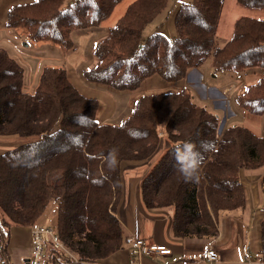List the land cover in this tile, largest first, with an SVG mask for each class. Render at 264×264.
<instances>
[{"label":"trees","instance_id":"1","mask_svg":"<svg viewBox=\"0 0 264 264\" xmlns=\"http://www.w3.org/2000/svg\"><path fill=\"white\" fill-rule=\"evenodd\" d=\"M122 1H25L8 7L5 25L28 43L65 51L72 46L70 29L97 24ZM167 1L129 0L111 34L96 45L97 63L85 75L118 90H135L154 74L174 83L212 52L214 73L262 70L234 101L249 114L264 115V20L237 19L230 39L211 51L224 0H188L172 18L173 37L157 32L142 42ZM237 1L264 8V0ZM23 83V67L0 48V137L21 140L0 154V245L7 264L9 228L32 227L51 200L55 231L76 264H99L123 249L116 216L121 163L149 159L162 137L169 147L142 179L140 194L146 209L171 207L179 239H215L220 215L245 207L240 172L264 168V137L232 124L218 136V117L187 89L144 95L127 119L109 125L97 121L96 101L71 84L65 64L45 66L32 92ZM262 186L264 191V175ZM259 254L264 261V219ZM62 259L47 248L46 264Z\"/></svg>","mask_w":264,"mask_h":264},{"label":"crops","instance_id":"2","mask_svg":"<svg viewBox=\"0 0 264 264\" xmlns=\"http://www.w3.org/2000/svg\"><path fill=\"white\" fill-rule=\"evenodd\" d=\"M21 1L22 0H0V48L4 49L9 56L14 58L23 67L24 69L23 89L27 92H32L34 90V87L38 81L42 69L47 65L59 66L61 65V63L64 62V64L67 66V61L69 62V60H75V61H79L75 63V67L77 68L81 67L83 63L86 62L87 60L86 57H80V56L71 57L73 51L76 48V46L73 43L71 33H75L77 37L76 44L84 43L86 48H88V46L96 47L98 42L102 41L103 39H105L110 35V32L106 29V26L101 23L107 17L112 15V12L121 3V2L118 3L113 9V11L110 13V15H108L106 18L100 21L101 23L98 22L97 24L90 25L87 27H74L70 29L69 38L71 40L72 46L71 48L63 51L52 45L45 43H34V44L27 43L25 44V46L28 49L25 50V48H22L21 50V46L19 49H16L10 41L7 42V39H5V37L1 38L2 34H4L5 36L6 35L13 36V38L17 40L19 45L21 41H24L23 36L20 35L19 32L6 27L5 25V16L8 7ZM117 17L118 16H114L115 21L118 19ZM162 20L163 19H161V23ZM171 25L172 28L170 34L171 32H173L174 34L172 22ZM112 28L113 25L111 26V30ZM89 32H92L93 34ZM66 57H67V61L66 59L65 61H63V59ZM96 63H97V58L94 55V58H91L90 60L89 66L93 65L94 67ZM86 71H87L86 69L82 71L83 77ZM211 71H212V66L210 61V63L207 64L206 66L202 64L200 67L190 69L187 72L185 78L181 81L174 82L175 84L168 83L162 80L159 77V75L154 74L146 78L140 84V86L135 90H140L141 96L139 98H141L144 95L152 94V93H145L144 90L158 89V88L159 90H161L165 86H168L169 87L168 92L159 91V93H170V92H182L185 89H187L191 92L192 100L197 105L207 106L208 103H211L214 111H210L209 109L208 110L213 114H215L218 117V119L220 118V116H222L223 118L221 122L222 126L218 129V132H222L227 124L238 125L237 123H240V121H242V116L245 117L244 115L241 116L240 114H237L236 116H231L230 114H228V110H225L224 112L225 114L224 113L221 114L219 110L220 109L223 110V108L220 107L221 104H223V107L228 109L230 108L231 110L230 107L231 102L233 101L235 96L242 93V91L247 86V85L245 86L246 78L240 81L237 80L236 82L231 84L214 85L213 84V82H215L213 81L215 80L214 77L215 76L219 77L221 73H226V72H219V73L213 72L214 74H213V79L211 80V86L210 83L208 86L206 85V78ZM67 74L71 84L78 90L79 93H81L85 97L90 98L92 94H96V93L101 94V92H97L93 87L89 86L93 84L96 85L95 83L86 85L83 82H80L78 79L73 80L69 70H67ZM84 81L86 82L87 80ZM99 85L101 87L103 86L105 89L110 91L109 95L106 94V96L108 97V99L106 100L108 105L105 103L106 108L103 111V113L100 114V120H101V122L99 121L100 124H109V125L121 124L132 113V111H130L129 113L130 110L129 107L132 104V98L129 102L128 100L126 101L127 105L123 110L116 111L118 108H121L122 106L119 105L118 107V104L113 96L119 95V97L121 98L123 96L129 95V93H131L129 91H134V90H130V89L118 90L104 84L99 83ZM175 86L176 88H174ZM243 86H245V88ZM197 89H199L201 94L197 92ZM139 98H137V100ZM137 100L135 101L134 106ZM126 102L124 104H126ZM96 103H97V111H96V118H97L100 108L97 101ZM134 106L132 107V110ZM262 119L264 120V118ZM118 121L119 123H113V124L108 123V122H118ZM242 126L249 129L255 135L264 137V121H263V125H259L255 123L253 128H249L245 125ZM20 142H21L20 139L16 140L14 138L13 139L0 138V154L8 149L13 148L15 144H18ZM6 144H13V145L11 147H8ZM161 145L164 146L162 152H164L169 147V142L165 137L161 138L157 150L161 148ZM151 165L153 167L155 164H152L149 161H147L145 162L144 165L135 166V167L140 173L143 171L142 175L144 176V174H147L146 172L147 170H149ZM142 167H147V168L142 170L143 169ZM144 209L145 211L142 212V209L140 208L139 204L134 205L133 207L134 223L132 222L130 223L126 219L125 221L123 220L120 221V219H118L120 223L125 222L124 223L125 228L123 227L124 236L132 234V231H134L138 226L141 238L146 244L154 245V246H164L165 248L170 250V254L155 255L151 257L141 255L140 262L142 264H194V261L199 257L201 250L205 248V246H207L209 243H212L213 247L216 248V250L219 253L220 260L223 263L237 264L241 261H244L245 258H244V254L242 253V250L245 248H248V251L251 253V247H250L251 242L249 243L251 232L249 231V226H248L246 233H244L245 238L242 237L241 222H242V217H244L245 221L249 222L251 218L254 220L257 216L250 217L245 208L241 209L240 211L236 210L235 211L237 213L236 215L232 214V212L234 211L228 213H222L223 214V215L221 214L222 217L221 218L219 217L218 219V235L211 242L200 239H179L175 237L172 229V210L169 208L159 209V210L146 209V208ZM162 211L165 212L168 222H164L162 216L164 212ZM262 220L260 219L258 222L257 239L259 238V244H260V222ZM126 221L128 223H126ZM31 231H32V227H31ZM15 250H13V252ZM31 250H32V243L28 242L27 248L24 250L22 249L16 250V252H14L13 257L16 260H23V263L25 264L26 260L28 259L31 253ZM259 250L260 247L257 249V251H255V253L259 252ZM131 258L132 256L130 255V247L125 244L123 249L112 254L106 259L100 261L99 264H129Z\"/></svg>","mask_w":264,"mask_h":264},{"label":"rangeland","instance_id":"3","mask_svg":"<svg viewBox=\"0 0 264 264\" xmlns=\"http://www.w3.org/2000/svg\"><path fill=\"white\" fill-rule=\"evenodd\" d=\"M25 1H31V0H22L21 2H17V3H22ZM186 1H188V0H168L165 9L161 12V15L159 17H157L154 22L149 24L144 29L142 37H141V41L142 42L146 41L150 36H152L154 33H157V32L163 33L164 35H166L169 38L173 37V35H174L173 32H171V34H170V31L172 28V25H171L172 18L174 16L177 8L179 7V5L186 2ZM128 2H129V0H123L120 3V5L117 8H115V10L112 12V15H110L105 20H103L102 23L100 22L101 24H104L106 26V29L110 32V34L112 31L111 26L114 25L113 23L115 21L114 16L119 17L120 15H122L125 11L124 8ZM241 17H250V18L264 20V8L263 7L241 5L238 3L237 0H224L223 7L221 10L220 20H219V24H218V28H217V32L214 36L213 47H212L211 51L224 46V44L230 39V37L233 34L234 22ZM161 19H163L162 23H161ZM89 33L93 34L92 32H89ZM71 36L73 39V43L76 46L71 57H77V56L86 57L87 61L84 62L83 65L79 68L75 67V63L79 62V61L69 60V62H68L67 57L64 58L63 61H65V59H66L67 66L66 65L65 66H66L67 70L70 71V75H71L73 80L78 79L80 82H83L86 85L95 83L96 85L93 84V85H89V86L93 87L95 89V91L101 92V94H99V93L92 94L89 98V99H94L98 102L100 109H99V113H98V116L96 119L98 122L99 121L101 122L100 114L103 113V111L106 108L105 103L108 105V103L106 101L108 99V97L106 96V94L109 95L110 91L105 89L103 86L101 87L99 85V83H97L96 81L90 80L85 74H84V77L82 76V71L84 69L88 70V69L93 67V65L89 66V63H90L91 58H94L95 47L88 46V48H86L84 43L76 44L77 37H76L75 33H71ZM3 37H5V39H7V42L10 41L16 49H19L20 46H21V50H22V48H25V50L28 49L25 46V44H27L28 41L25 39H24V41H21L20 45H19L17 40L14 39L13 36H7V35L5 36L4 34H2L1 38H3ZM211 57H212V52L207 55L203 65L206 66L207 64H209L211 61ZM61 65H64V64H61ZM213 74L214 73L212 70L207 75L206 85L209 86V83H210V86H211V80L213 79ZM261 77H262V70L260 68H251L245 72H239L237 74H232L229 72L221 73V75L219 77L218 76L214 77L215 80H213V81H215V82H213V84L214 85L231 84V83L236 82L237 80L240 81V80H243L244 78H246L245 86L246 85L249 86V85H253V84L257 83ZM84 80H87V81L85 82ZM168 83H171V82H168ZM172 84H175V83H172ZM170 86H172V85H170ZM245 86H243V87L245 88ZM174 88H176V86ZM242 89H241V91H242ZM144 91H145V93L156 94V93H159V91L168 92L169 87L165 86L161 90H159V88H158V89H150V90H144ZM172 91H174V90H172ZM129 92H131V93H129V95L123 96L121 98L119 97V95L113 96L115 98L117 104H118V107H119V105L122 106L121 108H118L116 111L123 110L127 105L126 101L128 100V102H129L131 100V98H132V104L129 107V109H130L129 113H130V111H132V107L134 106L135 101L141 95H140V90H134V91H129ZM197 92L200 93L199 89H197ZM195 94H196V91H195ZM199 99H201V98H199ZM125 102H126V104H124ZM122 104H124V105H122ZM204 107H207V109H209L210 111H214L211 103H208V105L204 106ZM220 107H222L224 110V111L222 109L219 110L221 112V114H223L225 112V110H228V114H230L231 116H235L237 114H240L241 116L244 115L245 117L242 116V121H240V123H237L238 125H245L249 128H253L255 123H257L259 125H263L264 120L262 118H264L263 117L264 115H253V114L247 113L246 111H244L242 108H240L237 105V103L234 101V99L231 102V106H230L232 111L230 110V108L228 109V108L223 107V104H221ZM219 119H220V122L218 124V129L222 126V123H221L222 119H223L222 116H220ZM108 123H110V124L119 123V121L118 122H108ZM218 129H217V131H218ZM0 138H3V137H0ZM7 138H9V137H7ZM11 138L19 140L17 137H11ZM13 144H6V145L8 147H11ZM18 144H15L13 146V148L15 146H17ZM163 147L164 146L161 145V148L159 150H157L149 159H147L143 162H127V161H125V162L121 163V166H120V168H121V170H120L121 196H120L118 208L116 211V216L118 219H120V221H122V220L125 221V219H126L130 223L131 222L134 223L133 207L135 204L140 205L142 212L145 211V209H144L145 207L143 205V201H142L141 194H140V184H141V179L146 175V174H144V176L142 175V172H143L142 170L146 169L147 167H142L143 169L141 170L142 172L140 173L136 169L135 166L144 165L145 162H147V161H149L152 164H155L157 162V160L159 159V156L163 153L162 152ZM2 153H4V152H2ZM151 169H152V165L149 168V170H147L146 173H149V171ZM263 175H264V168H257V169H253V170L243 169L240 173V176H239V180L242 184L244 195H245V207L244 208L246 209V211L250 217H256L257 216L254 220L251 218V220L249 222L245 221L244 217H242V222H241L242 237H244V238H245L244 233H246L247 227L249 226V231L251 232V236L249 238V243L251 242L250 247H251V253L252 254L255 253V251H257V249L260 247L259 238L257 239V234H258V222L260 219L262 220L264 218V191H263V186H262ZM55 179H57L56 175H53L49 178V180L51 182H54ZM169 208H171V207H169ZM156 210H159V209H156ZM235 211L232 212L233 215L237 214ZM162 212H164V211H162ZM225 213H228V212H225ZM222 215L220 216V218L222 217ZM162 216H163L164 222H168L165 212ZM124 223L123 222L120 223L122 228L123 227L125 228ZM126 223H128V222L126 221ZM36 224L43 226V227H50L51 229H55V226H56V205H55V202L53 200H51L48 203L46 210L38 218ZM127 226H128V224H127ZM4 230L6 231L5 228H4ZM134 231H132V233ZM130 235L131 234L126 235L124 237L126 238L127 236H130ZM211 241H213V240H211ZM211 241H209V242H211ZM28 242L32 243L31 227L11 226L9 228V241H8V245H7V250H8L10 264H24L23 260H16L13 256H14V252H16V250L26 249L28 246ZM209 244L212 245V243H209ZM13 250H15V251L13 252ZM243 252H244V249L242 250V253ZM257 253L259 254V252H257Z\"/></svg>","mask_w":264,"mask_h":264},{"label":"built area","instance_id":"4","mask_svg":"<svg viewBox=\"0 0 264 264\" xmlns=\"http://www.w3.org/2000/svg\"><path fill=\"white\" fill-rule=\"evenodd\" d=\"M222 132L218 133L220 136ZM32 250L26 260L25 264H46L45 263V254L48 247L53 248L56 251H60L66 259L60 260L55 264H76L78 260L72 252L67 250L64 245L61 243L58 234L55 229L50 227H43L40 225L32 226ZM125 244L130 247V255L132 256L129 264H142L140 262V256H155V255H168L170 250L164 246H154L146 244L139 233L138 226L135 231L128 237L125 238ZM244 261H241L237 264H264L260 254L255 253L251 254L248 251V248L244 249ZM199 259V261H197ZM194 262V264H230L223 263L220 260V256L213 245L208 244L203 248L199 257ZM0 264H7L4 259V255L1 250L0 245Z\"/></svg>","mask_w":264,"mask_h":264},{"label":"water","instance_id":"5","mask_svg":"<svg viewBox=\"0 0 264 264\" xmlns=\"http://www.w3.org/2000/svg\"><path fill=\"white\" fill-rule=\"evenodd\" d=\"M141 47V46H140Z\"/></svg>","mask_w":264,"mask_h":264}]
</instances>
